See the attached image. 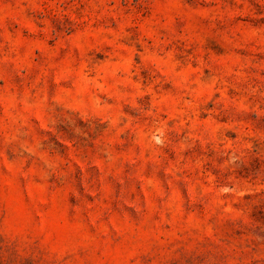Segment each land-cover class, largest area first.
<instances>
[{"label":"rangeland","instance_id":"obj_1","mask_svg":"<svg viewBox=\"0 0 264 264\" xmlns=\"http://www.w3.org/2000/svg\"><path fill=\"white\" fill-rule=\"evenodd\" d=\"M0 264H264V0H0Z\"/></svg>","mask_w":264,"mask_h":264}]
</instances>
